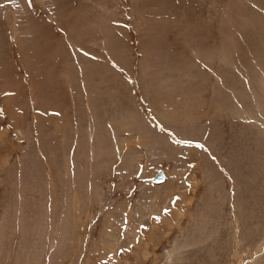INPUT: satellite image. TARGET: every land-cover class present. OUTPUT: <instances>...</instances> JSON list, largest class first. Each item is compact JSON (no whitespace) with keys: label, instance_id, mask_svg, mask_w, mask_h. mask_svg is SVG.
Here are the masks:
<instances>
[{"label":"rangeland","instance_id":"rangeland-1","mask_svg":"<svg viewBox=\"0 0 264 264\" xmlns=\"http://www.w3.org/2000/svg\"><path fill=\"white\" fill-rule=\"evenodd\" d=\"M0 264H264V0H0Z\"/></svg>","mask_w":264,"mask_h":264},{"label":"water","instance_id":"water-1","mask_svg":"<svg viewBox=\"0 0 264 264\" xmlns=\"http://www.w3.org/2000/svg\"><path fill=\"white\" fill-rule=\"evenodd\" d=\"M154 183H162L165 181V174L163 172L158 173L152 180Z\"/></svg>","mask_w":264,"mask_h":264}]
</instances>
